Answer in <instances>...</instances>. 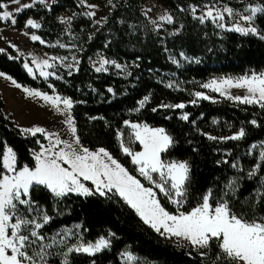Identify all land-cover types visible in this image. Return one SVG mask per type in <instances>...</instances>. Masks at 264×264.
I'll use <instances>...</instances> for the list:
<instances>
[{
    "label": "trees",
    "instance_id": "trees-1",
    "mask_svg": "<svg viewBox=\"0 0 264 264\" xmlns=\"http://www.w3.org/2000/svg\"><path fill=\"white\" fill-rule=\"evenodd\" d=\"M144 1L112 0L106 18L97 27L86 16H76L69 27L62 22V15L76 9V0L37 3L18 13V24L22 25L28 17L39 20L37 33L43 40L68 46L41 48L60 55L74 53L77 68L59 69L56 72L59 79L44 80L26 71L22 57L0 51V71L24 86L69 98L81 144L89 149H106L134 175L135 167L119 145L118 134L125 129L124 121L164 128L173 143L162 158L187 162L190 168L182 211L195 207L209 189L217 199L223 197L228 191L225 185L234 181V191L224 197L233 211L248 219L264 216V202H255V190H264L261 187L264 165L255 176H248L260 151L251 149V145L264 141V109L224 97L205 100L194 96L197 83L209 77L264 71V39L260 38L264 36V13L254 18L258 34L244 35L218 28L208 19L201 23L198 17L203 14L204 3L213 0H158L173 13L175 20L166 30L155 31L142 12ZM222 1L237 9L254 3ZM259 3L264 6V0ZM193 6L197 8L195 13L191 10ZM98 52L125 64L124 72L114 67L96 72L88 60ZM146 96L148 100L140 108L139 102ZM180 103L185 108L165 107ZM185 114L188 120L182 119ZM253 120L255 125L250 123ZM241 128L245 131L241 140L208 139V136L228 137ZM37 140L45 142L41 134L33 137L22 133L6 114L0 95V153L8 145L16 154L18 168L33 167L32 152L40 147ZM233 164L237 167L233 168ZM30 197L34 206L51 218L39 230L49 238L68 228H75V232L66 237L67 245L109 236V247L92 256L73 253L68 264H123L120 254L126 248L146 264H212L218 253L213 244L208 257L202 260L190 246L155 232L123 200L111 194L103 197L68 194L58 198L43 186H34ZM157 198L168 211H176L161 193L157 192ZM38 222H42L40 217ZM48 251L52 255L48 256L47 264H63L66 245Z\"/></svg>",
    "mask_w": 264,
    "mask_h": 264
},
{
    "label": "snow or ice",
    "instance_id": "snow-or-ice-1",
    "mask_svg": "<svg viewBox=\"0 0 264 264\" xmlns=\"http://www.w3.org/2000/svg\"><path fill=\"white\" fill-rule=\"evenodd\" d=\"M17 5L14 11L4 10L7 4L0 3V20H10L16 24L14 13H20L25 9L32 8L36 3L44 4L45 0H32V3H21V0H11ZM81 6L89 9L95 5L87 4L86 0H81ZM206 11L198 19L203 23L206 19L214 23L218 28L234 31L244 35L257 34V28L251 26L252 21L258 13H264V6L247 5L239 20L246 22L249 26H242L239 22L228 26L224 23L225 16L235 19L236 13L229 6L220 9L215 4L205 6ZM195 13L197 8L192 7ZM88 17H94V11L85 13ZM71 17L62 20L70 24ZM161 21L171 23V15H163ZM99 23V21H97ZM27 27L40 28V24L33 19H28ZM264 39V36L260 37ZM33 41L40 40L37 35H32ZM43 43L42 40H40ZM63 47V45H61ZM41 77L52 76V72L45 71L46 68L54 67L47 59L37 62L32 61ZM107 60L100 62V67L96 72L104 71ZM25 69L31 74L32 67L27 63ZM69 68L72 65H68ZM117 68L120 65H116ZM71 75V72L69 73ZM59 79V77H57ZM16 87H20L19 84ZM205 89H211L219 93L226 99L233 100L244 105H256L264 109V73L259 75L253 73L233 79L212 80L202 85ZM243 89V95H232L230 89ZM24 91L35 97H40L49 103L57 112L64 117V124L67 126V133L71 139H61L55 132H48L43 127H31L21 129L23 134L33 137L41 134L48 141L47 146L37 143L40 151L32 152L34 166L17 167V157L11 148L0 153L2 156V167H0V264H47V258L52 255L49 249L57 245H66L63 264H68V257L75 253H84L89 256L95 255L103 249L109 247V241L104 237L99 238L95 243L78 242L67 245L66 237L61 233H56L51 238L42 234L39 230L50 222V217L42 214L38 206H34L31 201L30 190L34 186H43L55 197H64L68 194L80 196H107L119 197L123 202L133 209L136 215L149 225L155 232L166 238H177L178 241L186 242L194 251L198 252L203 259L207 258L208 250L215 245L218 253L212 264L217 261H224L226 264H264V216L246 218L242 213L233 211L229 201L224 197L229 196L234 191V181L225 185L228 191L223 197L217 199L213 190H207L195 207L189 211H182L187 200L188 180L190 168L187 162H165L162 154L172 145V138L166 134L163 128H152L148 125L130 123L124 124L132 130L134 140L142 146V151L133 152L121 139L122 134H118L121 139L120 147L123 154L131 157L133 165L137 166L140 177L148 181L151 186L146 187L137 176L130 174L117 159L104 148L95 151L84 147L77 135L74 118L71 115L73 102L68 98L42 94L38 91L25 88ZM111 91V89H109ZM199 99H210L202 92H196ZM146 96L139 102V107L143 108L147 102ZM195 103V101H192ZM63 108H60V105ZM178 109L185 108V104L180 103L174 106ZM139 110V109H137ZM156 109H153L155 111ZM182 119L188 120L185 114ZM250 123L256 124L253 120ZM245 136L243 128L238 133L228 137L217 138L208 136L210 140H241ZM259 148L258 162L254 168L248 172L249 178L255 176L264 165V144L251 145V149ZM237 167L236 164L232 165ZM91 182L93 187H88L84 182ZM264 188V185L261 186ZM159 193L167 198L176 211H168L157 198ZM256 203L264 202V190H255ZM19 206H27L26 211L32 213L29 218L20 214ZM40 217L42 222H38ZM78 227V226H77ZM65 233L71 235L70 230L65 229ZM51 242L46 243L49 240Z\"/></svg>",
    "mask_w": 264,
    "mask_h": 264
},
{
    "label": "rangeland",
    "instance_id": "rangeland-1",
    "mask_svg": "<svg viewBox=\"0 0 264 264\" xmlns=\"http://www.w3.org/2000/svg\"><path fill=\"white\" fill-rule=\"evenodd\" d=\"M53 0H45L44 4H50ZM234 1H243L246 2L248 0H234ZM254 3H250L251 5L254 6H261L260 1L261 0H252ZM87 4L95 5L94 8H87L85 6H81V0H76V9L70 13H66L61 16V20L65 18L71 17V21L76 17V16H86L85 13L88 11H94L95 16L94 17H88L93 21L94 25L97 27L99 24L104 21L107 15V11L109 10L107 7L111 6L113 4L112 0H96V2L86 0ZM21 3H32V0H21ZM3 4H7L8 7L4 10L7 11H14V9L17 7V5L12 4L11 1L5 2ZM37 4V3H36ZM215 4L216 7L223 9L225 6H229L227 3H225L222 0H213L211 3H204V11H206L205 6H211ZM247 4V5H250ZM246 5V6H247ZM233 8V7H232ZM244 8L242 9H237L233 8L234 12L237 14L235 19H230L225 16V21L224 23L228 26H231L235 22H239L242 26L248 27L249 25L242 21L239 20V16L243 14H247L244 12ZM142 12L144 16L146 17L147 21L151 25V27L155 31H164L166 30L167 25H172L174 23V15L173 13L165 6H163L158 0H145L142 3L141 6ZM259 14V13H258ZM18 13H14V18L16 19ZM163 15H171L172 17V22H166V21H161L160 17ZM28 19H33L37 23L40 24L39 20L33 18V17H28L26 18L22 25H19L16 19V24L13 25L10 20H0V51L7 53L8 55L13 56L14 54L17 56H20L23 58V65L27 63L30 67H32L33 72L30 74L27 70V72L33 76V77H39L44 80L50 79V78H57V70H75L77 68L78 64V58L74 53H68L66 55H60V54H55V53H50L46 52L43 50L41 47L42 46H61L63 44L61 43H50L47 40H43L37 33L39 28H31L26 26V22ZM99 21V23H97ZM69 27V24L66 23ZM251 26H255L254 20L252 21ZM258 34V33H257ZM32 35H37L40 37V40L43 41V43L40 42V40L33 41L31 39ZM63 48H68L67 45H63ZM47 59L50 64L54 65V67L51 68H46L44 69L45 71L52 72L53 75L49 76L47 78L41 77L39 75V70L36 69L35 64L32 63L33 60H36L37 62H41L43 60ZM103 60H107L108 63L104 65L105 70L103 72H107L109 67H114L115 70H118L119 72L123 73L125 69V64L120 63L112 58H107L105 55L101 52L95 53L92 56L89 57V64L91 67L95 70L97 67H100V62ZM68 65H72L71 68L68 67ZM116 65H120L119 68L116 67ZM261 74L264 73V71H258V72H247L243 74H237V75H218V76H212L209 77L208 79L198 82L197 83V90L194 92V96L196 92H202L203 94L207 95L210 97V100L217 99L220 96L219 93L213 92L211 89H205L202 87L203 84L209 83L212 80H222V79H237L242 76L246 75H251V74ZM19 84L20 87H16V85ZM30 89L34 91H38L42 94H47L51 96H60L61 98H67L63 95L58 94L57 92H45L40 89L36 88H31L28 86H24L17 81H15L13 78H11L9 75L3 73L0 71V95L1 98L5 104V112L7 115L11 116L12 120L19 126V128H31V127H43L45 128L48 132H55L58 133L61 137V139H71L70 135L67 133V126L64 124L63 120L64 117L61 113L57 112L55 108H53L49 103L45 102L43 99L40 97H35V96H30L28 95L24 89ZM230 92L232 95H243L244 90L243 89H230ZM20 95L22 98L21 100L24 101L25 106L22 105V101L17 100V98ZM196 97V96H195ZM197 98V97H196ZM225 98V97H224ZM69 99V98H68ZM233 101V100H232ZM235 102V101H234ZM60 108H63V105H60ZM31 110V111H30ZM72 115V111H71ZM73 117V115H72ZM130 123H139L141 125H144L142 122H136V121H129ZM147 125V124H146ZM152 128H162V127H156V126H150ZM124 131L120 132L119 134L121 135V139L124 141L126 146L130 147L133 152H138L142 151V146L139 145L137 141L134 140V136H132V130L127 127L124 124ZM164 129V128H163ZM165 130V129H164ZM166 134L168 132L165 130ZM169 135V134H168ZM170 136V135H169ZM43 137V136H42ZM121 139H119V145L121 143ZM45 140V139H44ZM45 146H47L48 141L45 140L43 143ZM264 144V141H262L259 145ZM98 149V148H96ZM96 149H90L92 151H95ZM121 149V147H120ZM40 151V147L36 150V152ZM122 151V149H121ZM14 152V151H13ZM15 153V152H14ZM123 153V152H122ZM114 158V157H113ZM130 162H131V157ZM163 159V158H162ZM165 162H184V161H179V160H169V159H163ZM132 164V162H131ZM123 165V164H122ZM133 165V164H132ZM124 166V165H123ZM135 167V175L130 172V174L137 176L138 179L141 180V182L146 186H151L148 181L144 180L143 177H140L138 172H137V166L133 165ZM125 167V166H124ZM126 168V167H125ZM86 186L88 187H93L91 185V182H84ZM156 192H159L157 189H154ZM163 196V194H161ZM164 197V196H163ZM165 198V197H164ZM165 200L168 202L167 198ZM169 203V202H168ZM170 204V203H169ZM172 205V204H171ZM173 206V205H172ZM174 207V206H173ZM20 208V214H23L25 216H28L29 218L32 217V213H28L26 211L27 206H19ZM189 211V210H188ZM42 212V211H41ZM39 217H37V220ZM65 230V229H64ZM62 230L60 233L64 235L65 237H69L71 235H68L67 233ZM70 232L72 233L73 231L75 232V228H68ZM104 237L106 240L109 241L110 243V238L109 236H101ZM93 240V241H79V242H92L95 243L99 238ZM174 242L187 246L186 242L180 240L178 241L177 238H171ZM120 260L123 264H146L143 262V259L138 258L135 254H133L128 248L124 249L121 254H120Z\"/></svg>",
    "mask_w": 264,
    "mask_h": 264
},
{
    "label": "crops",
    "instance_id": "crops-1",
    "mask_svg": "<svg viewBox=\"0 0 264 264\" xmlns=\"http://www.w3.org/2000/svg\"><path fill=\"white\" fill-rule=\"evenodd\" d=\"M18 96H19V97L17 98V100H20V101H22V102H21V103H22V105H24V106H25V103H24V101H23V100H21V98H22V97H21L20 95H18ZM30 111H31V110H30ZM7 148H11V147H10V146H8V145H6V146H5V149H4V151H6V149H7ZM11 149H12V148H11Z\"/></svg>",
    "mask_w": 264,
    "mask_h": 264
}]
</instances>
